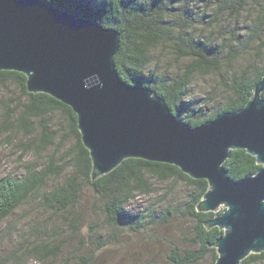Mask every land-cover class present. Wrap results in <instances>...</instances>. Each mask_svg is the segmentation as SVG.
<instances>
[{
    "label": "trees",
    "instance_id": "obj_1",
    "mask_svg": "<svg viewBox=\"0 0 264 264\" xmlns=\"http://www.w3.org/2000/svg\"><path fill=\"white\" fill-rule=\"evenodd\" d=\"M43 1L118 30L119 47L114 63L121 79L149 87L165 100L178 120L191 126L241 109L264 73V0ZM165 57L181 63L172 74L159 68L158 59ZM204 79L210 81L209 87L202 97L193 99L191 89ZM25 81L26 76L20 72L0 70V89L12 84L20 93L16 100L0 98V128L6 129L8 137L22 132V152L34 155L32 161L23 165L20 175L0 178V225L18 208L36 202L37 209L27 210L40 211L41 204L69 220L76 231L81 217L75 206L80 194L89 188L102 202L100 214L108 227L120 223L139 231L156 216L155 210L149 207L129 215L125 211L129 202L137 194L152 193L154 184L170 188L183 183L191 190L185 205L194 222L192 235L188 237V248H172L167 259L173 264L215 263L218 253L213 244L223 231L207 224L217 212L197 210L208 189L205 179H193L171 164L128 158L111 172L92 180L91 159L81 141L76 114L45 93L28 92ZM56 113L65 117L66 127L51 120ZM68 136L72 142L69 146ZM63 146L59 163L51 155L47 164L40 166L42 153ZM222 166L234 180L255 174L260 168L256 158L244 149L231 150ZM54 177L59 179L57 185L41 191L45 182ZM161 216L165 218L164 214ZM4 228L11 233L17 229L14 223ZM50 230L56 235L62 232L60 228ZM47 232L48 221L40 228V218L33 219L18 231L10 260L32 258L41 264H55L51 255H56L58 247L40 239V234ZM240 264H264V250L249 254Z\"/></svg>",
    "mask_w": 264,
    "mask_h": 264
},
{
    "label": "water",
    "instance_id": "obj_2",
    "mask_svg": "<svg viewBox=\"0 0 264 264\" xmlns=\"http://www.w3.org/2000/svg\"><path fill=\"white\" fill-rule=\"evenodd\" d=\"M119 32L43 0H0V70L26 76V89L45 93L76 114L91 159V179L125 159L167 163L208 189L200 212L226 209L208 222L223 234L214 264H240L264 250V73L246 104L197 126L178 120L147 86L121 79L114 57ZM244 149L260 168L234 180L222 166Z\"/></svg>",
    "mask_w": 264,
    "mask_h": 264
},
{
    "label": "rangeland",
    "instance_id": "obj_3",
    "mask_svg": "<svg viewBox=\"0 0 264 264\" xmlns=\"http://www.w3.org/2000/svg\"><path fill=\"white\" fill-rule=\"evenodd\" d=\"M158 60L161 65L159 68L167 74H172L181 65L171 57ZM209 82L204 79L194 84L191 89L193 99L202 97L209 87ZM19 94L18 88L12 84L7 85L3 90L0 89V98L12 97L16 100ZM51 120L60 121L66 127V119L59 113L54 114ZM5 130L0 128V178L20 175L23 165L34 159L32 152H22L19 141L24 139L23 133L17 132L12 137H8ZM70 139L68 136V146L72 143ZM62 149L64 150L65 147L42 153L40 166L46 165L51 155L54 156L55 163H59ZM58 182L59 179L56 177L47 180L41 191L54 188ZM153 189L150 194H137L125 208L129 215L146 211L149 207L154 208L156 216L139 231H132L120 223L108 227L103 214H100L102 202L89 188H85L80 194L75 206L76 213L81 217L76 231L70 226L69 220L56 216L41 204L40 211L27 210L37 209L36 202L22 206L0 225V264H41L32 258L21 261L14 258L10 260L15 252L14 245L17 244L18 231L24 230L33 219L38 218H40V228L46 224V221L49 226V233L40 234V239L43 238L52 243V246L58 247L56 255L53 257L51 255V260H54L55 264H62L65 261L69 264H173L167 259L170 250L188 248V237L192 235L194 222L187 214L185 205L191 190L183 183H176L170 188L166 184L157 183L154 184ZM225 209L226 206L220 205L217 215ZM160 213H163L165 218L161 216L163 214L159 215ZM13 223L14 227H17L16 232L5 230L4 227H9V224ZM50 228H60L62 232L56 235ZM9 233L11 234L8 235Z\"/></svg>",
    "mask_w": 264,
    "mask_h": 264
}]
</instances>
